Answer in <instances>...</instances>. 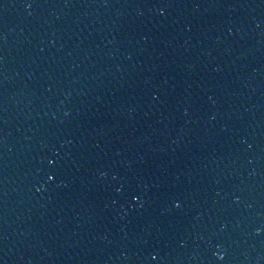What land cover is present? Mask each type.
<instances>
[{"label": "water", "instance_id": "95a60500", "mask_svg": "<svg viewBox=\"0 0 264 264\" xmlns=\"http://www.w3.org/2000/svg\"><path fill=\"white\" fill-rule=\"evenodd\" d=\"M0 40L6 48L13 45L3 36ZM37 200L38 194L31 191V185L25 192H0V220L8 223V230L0 227V264H33L36 229L31 216L37 213ZM26 211L29 212L23 217Z\"/></svg>", "mask_w": 264, "mask_h": 264}, {"label": "snow or ice", "instance_id": "6c2138e0", "mask_svg": "<svg viewBox=\"0 0 264 264\" xmlns=\"http://www.w3.org/2000/svg\"><path fill=\"white\" fill-rule=\"evenodd\" d=\"M26 2H27V0H26ZM27 6H28V7H31L32 4H31L30 2H27ZM137 199H139V197H137ZM176 203H177V205H179V204H180V201L177 200ZM218 255H221V256H222L223 254H222V253H218Z\"/></svg>", "mask_w": 264, "mask_h": 264}]
</instances>
